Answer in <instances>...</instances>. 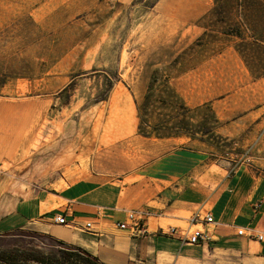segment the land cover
<instances>
[{"label": "rangeland", "instance_id": "rangeland-1", "mask_svg": "<svg viewBox=\"0 0 264 264\" xmlns=\"http://www.w3.org/2000/svg\"><path fill=\"white\" fill-rule=\"evenodd\" d=\"M214 5L0 0V133L6 145L13 137L0 160L5 206L46 197L43 210L68 212L85 184V195L112 188L119 208L152 212L180 187L216 192L240 171L264 178V42L245 28L227 34L244 18L208 16ZM152 81L184 102L154 103L152 123H178L180 134L140 133ZM59 241L29 228L0 236L2 248L42 252Z\"/></svg>", "mask_w": 264, "mask_h": 264}, {"label": "crops", "instance_id": "crops-1", "mask_svg": "<svg viewBox=\"0 0 264 264\" xmlns=\"http://www.w3.org/2000/svg\"><path fill=\"white\" fill-rule=\"evenodd\" d=\"M8 140L9 145H6L2 131L0 160L6 157L13 137ZM1 168L4 171L5 165ZM11 173L8 175L15 177ZM4 185L5 181H0V188ZM87 190L88 185L82 184L70 192L68 226L53 222L55 210H43L48 201L46 197H38L36 201L18 199L9 207L0 197V236L16 228H29L80 247L102 264H264V240L255 238L264 234L263 177L247 171L236 172L216 192L193 186L180 187L172 193L175 198H169L171 202L163 196L158 202L162 208L148 211L144 235L118 229L116 224L124 222L129 211L119 208L112 188L96 187L91 193L83 194ZM197 212L209 213L216 224L210 228L209 242L191 245L187 242L186 232L190 227L189 217ZM84 219L93 220L92 232L83 228ZM183 223L187 226L183 227ZM160 227L164 231L175 227L177 232L163 234ZM240 229H244L246 235H239ZM251 234L253 238H250Z\"/></svg>", "mask_w": 264, "mask_h": 264}, {"label": "trees", "instance_id": "trees-1", "mask_svg": "<svg viewBox=\"0 0 264 264\" xmlns=\"http://www.w3.org/2000/svg\"><path fill=\"white\" fill-rule=\"evenodd\" d=\"M215 5L208 13L209 15L217 14H231L233 12L239 13L244 22L241 24L230 25L237 29L236 32H228L227 34L242 36V28L249 30L257 35L260 42H264V34L258 32L257 26L253 23L256 18L258 23L264 21V0H214ZM224 5H221V4ZM155 83L152 81L148 87V93L145 95L141 106L139 107L140 125L139 131L142 135L150 137L156 135L158 137H165L166 135L180 134L176 131L178 123L170 128L164 124L160 119L152 123V116L154 112L150 111L152 105L156 102L162 103L164 106H169L173 109L175 107H184V102L172 89L163 90L159 94H155ZM166 94L163 97V94ZM177 109V108H175ZM150 129V130H148ZM206 132V131H205ZM208 133V132H206ZM61 247L58 251L42 252L36 249L26 247H11L2 248L0 246V264H102L98 258L92 256L86 250L59 241Z\"/></svg>", "mask_w": 264, "mask_h": 264}, {"label": "built area", "instance_id": "built-area-1", "mask_svg": "<svg viewBox=\"0 0 264 264\" xmlns=\"http://www.w3.org/2000/svg\"><path fill=\"white\" fill-rule=\"evenodd\" d=\"M149 213L146 210H132L129 211L126 215V219L124 222H118L116 226L120 230H128L133 235H144L146 233V224L148 220ZM68 216L67 212L63 213H54L52 215V220L57 225L68 226ZM190 227L186 232L187 242L191 245H199L207 243L211 240V231L210 228L214 227L216 222L214 218L209 213L197 212L192 214L189 217ZM83 228L86 231H93V223L87 222L84 224ZM160 233L168 234V233H176L177 228L171 227L167 231H164V228L160 227ZM239 235H246V231L244 229H240L238 231ZM250 238H253V235H250ZM258 241L264 240V234H258L255 236Z\"/></svg>", "mask_w": 264, "mask_h": 264}]
</instances>
